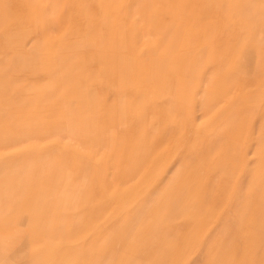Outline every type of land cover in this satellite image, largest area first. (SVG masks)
Instances as JSON below:
<instances>
[{
  "label": "crops",
  "instance_id": "crops-1",
  "mask_svg": "<svg viewBox=\"0 0 264 264\" xmlns=\"http://www.w3.org/2000/svg\"><path fill=\"white\" fill-rule=\"evenodd\" d=\"M181 1L182 9L172 15L174 22L166 27L161 37H158L161 39L155 40L153 45L146 44L144 48L138 49L142 46L141 38L144 32L134 28L132 20L127 15L128 10L119 16L120 14L114 13L108 7L107 1L0 0V77L8 78L13 84L23 79L27 83L31 81L40 83L50 79L61 81L63 84L62 89L51 93V98H58L55 104L48 107L35 105L31 112L28 110L30 97L6 100L9 105L3 109V112L11 104L16 111L14 114L17 115V111L25 114L30 112L32 116L18 124L19 130L11 133L0 132V136H10L6 140L1 139L0 143L8 147L32 138L44 139L50 135L52 124L61 126L58 122L51 123L41 120L38 116V123L34 122L37 115H34L35 112L44 113L48 110L52 114L75 112L77 116L75 119L80 120L79 123L76 122V127L84 130V134H88L91 130L96 142L109 144L111 150L116 147L115 151L122 152L117 156L119 164L134 159L137 163L150 167L156 163L158 154L155 152L167 139V133L179 135L180 130L174 132V129H179L181 125L184 129L186 127L193 129L189 126L186 104L182 103L183 100L188 99L193 101L194 108L199 106L203 113L211 112L213 118L217 117V124L212 125L211 132L205 134L203 143H206V147L199 149L212 154L208 155L201 164H197L191 174L199 171L200 167L211 168V173L214 171L230 173L231 168L236 167L234 154L240 150L238 142L245 141L246 144L252 145L253 138L257 137L260 145L264 143V125L261 121V116L264 114V92L256 95L258 96L256 103L250 101L251 95L246 92L248 91L246 85L249 83L257 86L264 81V28L260 27L261 23H251L247 31L256 38L255 47L246 46L242 41L237 40L243 31V23L240 19H236L235 22L230 21L226 14L224 15L232 4L228 5L225 0L216 4L210 2L212 0ZM253 1L241 0L242 4L238 6L236 17L243 16ZM129 3L130 8L132 0ZM153 7L157 14L162 13L163 5L156 1ZM20 8H26V12L19 14ZM51 13H54V19H51ZM191 15L195 17L194 20ZM209 21L214 27L211 31L207 28ZM181 23L182 28L185 25L188 28L182 30ZM170 31L172 34L175 33L174 36L187 31L188 38L181 42L178 37L173 40L170 36L166 37ZM229 39L236 41L230 43ZM165 41L168 42V49L161 48L162 42ZM233 53L245 55L249 65L256 60V69L251 70L252 75L249 78H244L242 74L238 78L234 76L229 68L230 54ZM199 64L203 65L201 71L198 69ZM19 68L21 70L16 74ZM73 70L77 72L73 73ZM181 74H186V80L179 84L176 94L174 95V91L168 92L169 85L171 87L173 82L182 81L176 79ZM49 84L46 88H52L54 83ZM35 87L44 86L38 84ZM175 87L177 86L174 85L173 89ZM256 88L260 89L259 86ZM190 92L192 93L189 95ZM132 93L135 97H132ZM138 95L141 98L139 101L135 100ZM115 96L116 101H114ZM71 97H75L74 102H69L64 107L60 105L61 100L66 103L64 100L67 101ZM89 100L90 104L87 105ZM241 102L246 105L240 106ZM72 104L74 106H71ZM167 109L169 112L165 117L166 126L171 128V132H166L164 127L154 122V119H158L159 114ZM244 112L251 114V123L247 129L242 124V118L227 125L237 119V113L241 116ZM195 114L194 112V115H191L192 121L197 118ZM152 119L150 123L149 120ZM222 119H226V123H223ZM211 135L213 137L208 138ZM132 151L136 153L130 154ZM185 151L191 149L187 147ZM149 153L153 154L149 156ZM104 162L109 163L108 158H105ZM171 162L174 163V155L171 156ZM170 163L166 164V167ZM5 165L8 166V162ZM261 174L262 172L255 176L257 187L260 185L255 195L246 192L244 175L234 181L224 178L219 184L214 185L211 184L210 171L207 178L197 177L196 180L194 174L177 177L175 182L174 177H171L166 184L169 186H164L166 189H162L165 192L162 194V192L158 193L157 189L165 184V179L159 174L154 184L150 185L152 189L147 190L142 199H145L149 192L158 193L151 198L157 201V206L161 201V204L163 201H172L174 208V199L183 194L179 191L190 193L192 199L190 201H194L202 197L199 195L201 190L211 194V185L214 189L213 201H219L218 204L223 200L227 201L224 204L231 207L234 205L235 209L225 207L219 220L220 256L206 257L203 262L202 256L196 257L186 264H264V239L262 240L264 200L258 194L264 192V177ZM122 175H130V173L126 172ZM142 179L146 180V178ZM170 190L171 195L166 196ZM194 192L197 196H192ZM33 193L34 190L29 191L26 197L29 201L36 198L31 202H36L37 206L39 204L38 207H41L42 197H34ZM43 193L44 191L40 190V194ZM103 197L109 199L106 195ZM231 200L234 202H228ZM88 211L94 214L93 217L102 218L104 204L101 202L97 208H90ZM126 214L109 217L102 225L108 227L123 220L122 228L127 225L131 233L134 221L129 217L133 213ZM195 214L194 208L190 209L186 216L188 221L185 223L193 222ZM169 226L171 227L162 224L161 227L156 228L153 224L144 225L139 235H133L134 241L126 240L128 234L113 239L115 241L111 242L109 247H105L106 251L112 250L111 253L99 255L80 253L79 255L85 257L87 264H176L174 225ZM103 231L97 232L92 240H102L105 236ZM22 232L23 230L20 229L18 233L11 235L13 243L9 246L12 249L16 248L15 253L23 250ZM7 234V231L0 228V257L5 255V250L8 249L3 243ZM168 235L171 236V242H164V238ZM72 249L66 247V251ZM24 254L31 260H37L39 264L53 262L52 259L43 260L39 253L26 251ZM66 254L64 253L63 256Z\"/></svg>",
  "mask_w": 264,
  "mask_h": 264
},
{
  "label": "rangeland",
  "instance_id": "rangeland-1",
  "mask_svg": "<svg viewBox=\"0 0 264 264\" xmlns=\"http://www.w3.org/2000/svg\"><path fill=\"white\" fill-rule=\"evenodd\" d=\"M100 1H107L108 7L114 13L120 14L119 16L125 10H128L127 15L132 20L134 28L144 32L141 38L142 46L138 49L144 48L146 44L153 45L155 40L161 39L158 37H161L166 27L174 22L172 15L174 16L175 12L182 9L181 0H132L130 8L128 6L130 5V0ZM156 1L158 4L163 5L162 13L160 14H157L153 7ZM219 1L221 0H212L210 2L216 4ZM225 1L228 5L232 4V7H229L224 15L226 14L230 21L235 22L236 19H240V22L244 25L243 31H241L237 40L242 41L246 46L255 47L254 40L256 38L249 34L247 28L251 23L255 24L257 22L258 24L261 23V28H264V0H254L243 16L240 15L239 17H236V15L238 14V6L240 7L241 0ZM22 12H26V8H20L18 13ZM51 15V19H54V13H51ZM191 18L194 20L195 17L191 15ZM180 26L182 28V23ZM212 27L213 23L211 21L207 22L209 31H211ZM186 28L188 27L185 25L182 30ZM174 34L170 31L166 37L170 36L173 40L178 37L180 42L188 38L187 31L178 33L175 36ZM234 41L229 39L230 43ZM164 47L168 49L167 41L162 42L161 48ZM230 57L229 68L237 78L240 74L244 75V78H249L252 75L251 70L256 69V60L249 65L245 55L241 56L233 53L230 54ZM202 68L203 65L199 64L198 69L201 71ZM20 70L19 68L16 74ZM72 72L76 73L77 71L73 70ZM176 79L182 81L178 80L180 81L179 83L173 82V86L170 87L169 85L167 90L168 92L174 91V95L178 91L179 84L186 80V74H181ZM49 83H54L52 88H46L47 85H50ZM38 84L44 87H35ZM174 85L177 87L173 89ZM257 86L260 87L259 90H257ZM257 86L252 83L246 85L248 90L246 92L250 93L249 99L252 103L258 101V96H256L258 93L264 92V81ZM62 87L61 81L50 79L40 83L37 81L27 83L23 79L13 84L8 81V78L1 76L0 132L11 133L14 130H19L18 124L22 123L24 119L31 118L32 114L29 113L35 105L48 107L55 104L58 98H51V93L54 90L62 89ZM133 93L132 97H135ZM44 94L46 95L43 96ZM200 96L201 94L198 98ZM21 97H30L29 113L26 112L25 114L17 111L18 114L16 115L11 104L3 112V109L9 105L6 100H19ZM62 99L64 100V98ZM74 99L75 97H71L67 101L64 100L66 103L61 100L60 105L64 107L69 102H74ZM135 100H141L139 95ZM114 101H116V96ZM34 102L35 104L33 105ZM182 103L186 104L185 109L189 113L190 120L189 126H192L193 129H189V127L184 129L181 125L179 129H174V132L180 130L179 135L167 133V139L163 141V144L155 152L158 154L156 163L150 167L137 163L134 159L119 164L117 156L121 155L122 152L115 151L116 147L111 150L109 144L96 142L91 130L88 134H84V130L76 127V122L79 123L80 120L79 118L75 119L77 117L75 112L68 113L64 111L68 114L62 112H54L52 114L49 110L44 113L35 112L34 115H37H35L34 122L38 123V116L41 120L50 121L51 123L58 122L63 127L52 124L50 135L44 139L32 138L20 143H14L8 147L0 143V228L8 233L4 236L3 243L5 247L10 249L5 250V255L0 257V264L1 262L4 264H26L27 261H29L27 264H39L37 260H31L24 256L26 251L39 253L41 255L40 258L43 260L49 261L52 259L53 262L49 264H87L85 257H81L80 253L88 255L111 253L112 250L106 251L105 247H109V244L115 241L113 239L128 234L126 240L134 241L133 235H139L144 225L151 224L156 228L157 226L158 228L161 227L162 224H166L167 227L174 225V257L177 258L176 264H186L189 260L201 256L202 262L204 259L206 260V257L220 256L219 220L225 207L234 210L235 206L225 205L224 203L227 201L224 200L221 204H218L219 201H213L214 189L211 185V194L201 190L199 195L202 197L194 201H190L192 200L190 193L179 191L183 194L174 199V208L172 201H163V204H161V201L157 206V201L151 200V198L160 192L162 194L165 193L163 192L166 189L164 186L171 180V177H174L175 182L177 177L194 174L193 176H195L196 180L197 177L207 178L209 171L212 179L211 184L214 185L219 184L224 178L234 181L244 175L246 192L249 195H255L258 192L257 188L260 186L257 187L255 176L262 172L261 176L264 177V143L260 145L257 137L253 138L252 145L246 144L245 141L238 142L240 150L234 154L237 161L236 167H232L230 173L223 174L220 171L211 173V168L200 167L199 171L191 174L192 169L197 164H201L208 155L212 154V152L208 154L199 149L206 147V143H203L206 137L205 134L213 128L212 125L217 124V117L213 118L211 112L203 113L199 106L194 108L192 100L186 99ZM241 103L239 104L240 106L246 105L244 102ZM88 104H90V100L87 102ZM71 106L74 105L72 104ZM168 112L169 109L164 110L162 114H159L158 119H154V122L164 127L166 132H171V128L166 126L167 120L165 117ZM194 112L197 118L192 121L191 115H194ZM237 112L239 113V111ZM238 113L237 119L231 117V119L235 120L227 123V125L234 123L236 120L240 121L242 118V124L247 129L251 123V114L244 112L243 115L239 116ZM261 119L264 125V114ZM222 120L223 123H226V119ZM152 121L153 119L149 120L150 123ZM8 137L10 136H0V141L1 139L6 140ZM209 137H213V135ZM136 138L138 139V136ZM187 147L191 151H185ZM128 152L127 150L126 153ZM135 153L136 151H132L130 154ZM152 154L149 153V156ZM172 155H174V163L171 162ZM165 157H168V159H165ZM105 158H108L109 163L104 162ZM3 161L8 162V166ZM168 163L170 164L166 167ZM126 172H129L130 175H122ZM159 174L163 175L165 184H162L163 186L157 189V194L149 192L145 199H142L145 192L152 189L150 185L154 184ZM141 177L146 178V180L143 181ZM166 186L168 187L169 185ZM175 186L176 184H174ZM32 190H34V197H42L40 200L42 202L41 207H38L39 204L37 206L36 202H31L36 198L29 201V198L26 197L29 195V191ZM40 190L44 191V193L40 194ZM258 194L264 200V192H259ZM104 195L109 197V199H104ZM168 195H171V190L166 193V196ZM194 195L197 196V193L194 192L192 196ZM101 202L104 204L103 217H93L94 214L88 210L97 208ZM228 202L233 203L234 200ZM192 208H194L196 213L195 218L193 222L185 223L188 221L186 219L187 213ZM87 212L90 214H87ZM126 213H133L129 217L131 221H134L131 233L128 231L127 225L122 228L123 220L121 223L108 227L102 225L109 217L124 216L122 214ZM81 215L84 216L80 217ZM20 229L23 230L21 234L23 236L21 238L23 245V250L21 251L23 253H20L21 251L15 253L16 248L12 249L9 246L13 243L11 235L18 233ZM100 230H104L105 236L102 240L93 241L92 238ZM107 238L110 240H106ZM170 239L171 236L168 235L167 238H164V242H171ZM66 247H72L73 249L66 251ZM64 253L67 254L63 256Z\"/></svg>",
  "mask_w": 264,
  "mask_h": 264
},
{
  "label": "bare ground",
  "instance_id": "bare-ground-1",
  "mask_svg": "<svg viewBox=\"0 0 264 264\" xmlns=\"http://www.w3.org/2000/svg\"><path fill=\"white\" fill-rule=\"evenodd\" d=\"M251 63V62H250ZM244 236V235H243ZM242 238V237H241ZM264 238H262V240H263ZM239 246V245H238ZM264 250V249H263ZM262 251V250H261ZM243 252V251H242ZM246 253V252H245ZM261 253V252H260ZM242 253H240V255H241ZM251 254V253H250ZM236 255V254H235ZM248 254L246 253V257L248 258V256H247ZM243 256V255H242ZM245 256V255H244ZM241 257V256H240ZM261 257H262V255H261ZM244 258V257H243ZM256 258V257H255ZM259 258V257H258ZM241 259V258H240ZM246 259V258H245ZM249 261H250V259H249ZM259 261H261V259L259 260ZM238 262V261H237ZM248 262V261H247ZM255 262H256V260H255ZM264 262V261H263ZM247 264V263H246ZM250 264V263H249Z\"/></svg>",
  "mask_w": 264,
  "mask_h": 264
}]
</instances>
